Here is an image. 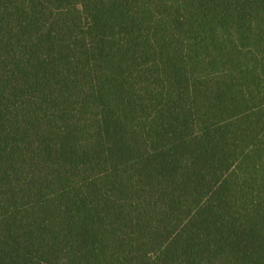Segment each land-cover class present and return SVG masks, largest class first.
I'll use <instances>...</instances> for the list:
<instances>
[{
	"label": "trees",
	"instance_id": "1",
	"mask_svg": "<svg viewBox=\"0 0 264 264\" xmlns=\"http://www.w3.org/2000/svg\"><path fill=\"white\" fill-rule=\"evenodd\" d=\"M0 264H264V0H0Z\"/></svg>",
	"mask_w": 264,
	"mask_h": 264
}]
</instances>
